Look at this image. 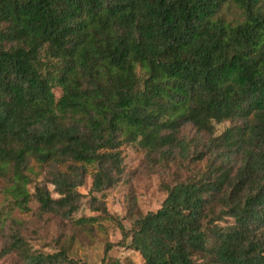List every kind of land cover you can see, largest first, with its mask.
Segmentation results:
<instances>
[{"label":"trees","instance_id":"trees-1","mask_svg":"<svg viewBox=\"0 0 264 264\" xmlns=\"http://www.w3.org/2000/svg\"><path fill=\"white\" fill-rule=\"evenodd\" d=\"M185 123L205 137L179 136ZM127 143L206 158L120 226L142 264H264V0H0V176L13 202L69 214L77 169L93 167L89 190L111 185ZM30 161L57 196L28 191ZM30 259L73 262L61 249Z\"/></svg>","mask_w":264,"mask_h":264},{"label":"rangeland","instance_id":"rangeland-1","mask_svg":"<svg viewBox=\"0 0 264 264\" xmlns=\"http://www.w3.org/2000/svg\"><path fill=\"white\" fill-rule=\"evenodd\" d=\"M54 91L58 93L57 88ZM228 124V120L214 122V134ZM178 135L205 137L189 123L179 128ZM192 146L190 143L189 150ZM205 162V156L194 160L173 153L163 159L135 143L120 145L118 171L111 185L89 190L93 167L77 169L82 182L75 186L76 208L69 214L40 211L32 195L26 203L28 208L20 209L5 191L7 180L0 176V264H35L31 255L60 249L73 260L71 264H142L140 254L126 246L128 237L121 238L120 226L127 229L138 213L157 208L165 195V183L203 169ZM29 163L32 170H24L28 191L33 193L36 185H45L52 196H57L46 167ZM16 235L18 242L13 241Z\"/></svg>","mask_w":264,"mask_h":264}]
</instances>
